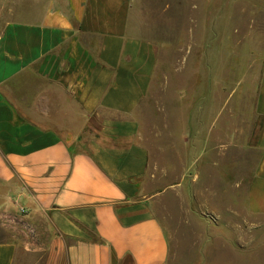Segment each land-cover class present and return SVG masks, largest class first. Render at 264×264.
Returning a JSON list of instances; mask_svg holds the SVG:
<instances>
[{
    "label": "crops",
    "instance_id": "0c3cea01",
    "mask_svg": "<svg viewBox=\"0 0 264 264\" xmlns=\"http://www.w3.org/2000/svg\"><path fill=\"white\" fill-rule=\"evenodd\" d=\"M133 3L0 0V198L9 214L24 209L25 218L50 223L56 234L46 264H168L156 213L166 190L146 193L150 160L136 117L157 53L135 32ZM51 86L67 95L55 116ZM255 111L259 157L240 199L250 233L264 232V68ZM63 114L81 131L33 122ZM86 127L94 129L85 134ZM19 248L16 240L0 242V264H16ZM222 250L252 255L209 247L199 264H216Z\"/></svg>",
    "mask_w": 264,
    "mask_h": 264
},
{
    "label": "rangeland",
    "instance_id": "374dc122",
    "mask_svg": "<svg viewBox=\"0 0 264 264\" xmlns=\"http://www.w3.org/2000/svg\"><path fill=\"white\" fill-rule=\"evenodd\" d=\"M133 19L135 32L157 53L136 117L150 160L146 193L166 190L156 213L169 242L168 264H199L207 248L230 246L252 255L222 250L216 264H264V232H248L240 201L259 157L255 107L264 68V0H134ZM49 90L55 116L67 95ZM33 120L60 133L82 129L66 123L64 114L57 122ZM4 204L0 198V242L17 241L16 264H46L56 234L50 223L25 218L24 209L9 214Z\"/></svg>",
    "mask_w": 264,
    "mask_h": 264
}]
</instances>
